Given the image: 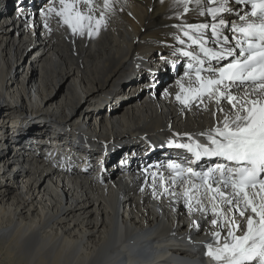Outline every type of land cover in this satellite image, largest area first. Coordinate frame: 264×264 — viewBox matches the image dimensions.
Masks as SVG:
<instances>
[{
	"label": "bare ground",
	"instance_id": "obj_1",
	"mask_svg": "<svg viewBox=\"0 0 264 264\" xmlns=\"http://www.w3.org/2000/svg\"><path fill=\"white\" fill-rule=\"evenodd\" d=\"M104 2L92 0L91 12L84 3L77 5L81 13L93 17V34L85 28L81 35L56 14L60 0H0V14L11 22L0 28V93L17 82L23 73L20 60L27 57L31 63L21 74L25 80L15 107L21 119L32 120L27 116L31 112L42 123L28 122L32 127L21 136V130L11 135L5 125L0 127V147L13 149L6 156L0 151L5 168L0 171V264H227L225 259L203 260L202 250L208 252L207 241L215 250L225 238L231 239L228 231L234 225L228 220L234 215L241 226L235 235L245 234L247 222L238 211L221 206L218 211L224 215L214 216L212 202L201 196L202 188L189 193L193 196L189 207L183 195L189 185L173 184L163 169L147 172L138 165L150 144L167 147L173 136L204 140L202 133L221 126L225 115L234 111L223 100L224 111H218L207 96L182 104L176 98L183 95L180 84L187 88L191 81L197 87L195 77L183 75L180 68L175 72L169 65L157 66L152 58L167 57V63L172 59L170 65L176 66L184 51L198 46L184 35L190 31L187 25L218 23L222 16L226 24L220 29V42H214L211 28L204 37L207 47L219 51L225 46L223 36L244 23L240 16H250L251 8L227 0L231 11L219 13L213 21L206 7H219L223 0H208L206 6L204 0L199 5L196 0H108V9ZM20 9L22 14L16 15ZM227 46H232L229 41ZM1 54L14 63L13 78L7 77ZM133 70L139 75L128 78ZM30 71L33 76L40 71L41 81L28 78L27 87ZM125 83H136L134 90L142 94L125 96L121 90ZM59 84L67 87L61 97L53 95ZM27 98L40 99L52 111L33 108ZM8 114L12 112L0 111V123L19 121ZM93 118H101L99 127ZM154 132L161 135L145 139ZM35 135L44 137L40 143L46 139L50 144L41 146L42 153ZM140 137L144 139L131 143ZM165 152L148 159L159 160ZM96 156L102 167L93 161ZM76 161L85 173L63 170ZM16 176L25 191H16ZM197 199L205 211L199 210ZM213 219L217 224L211 223Z\"/></svg>",
	"mask_w": 264,
	"mask_h": 264
},
{
	"label": "snow or ice",
	"instance_id": "obj_2",
	"mask_svg": "<svg viewBox=\"0 0 264 264\" xmlns=\"http://www.w3.org/2000/svg\"><path fill=\"white\" fill-rule=\"evenodd\" d=\"M185 0H177L184 3ZM208 0H204L205 6ZM237 3L245 0H236ZM251 3V15L240 16L243 24L234 25L233 29L240 33L243 39L237 41L236 45H228V37L223 36L224 47L219 51L205 46V32L211 28V34L216 37L214 42H220L223 35L220 31L226 24L225 19L220 16L218 23H201L199 25H187L184 35L193 45H199L203 59L194 51H184L185 57H190L198 66L189 64V70H194L197 87H192L190 81L187 88L180 84L183 95L178 94L177 100L188 105L192 100L203 99L205 96L210 101H215L218 111H224L220 107L221 101L232 105L234 111L225 115L221 126L202 133L206 137L205 143L191 142L178 144L176 147L185 148L192 153L196 161L202 156L220 158L226 163H215L208 171H195L192 167H181L179 164L169 165L175 175L172 183L178 181L183 184L187 182L189 188L183 195L187 198L185 203L192 207L190 201L193 196L189 195L193 189L199 191L204 189L201 196H206L212 202V213L214 216L224 215V211L218 208L224 206L226 211H238L239 217L247 222V230L243 236L235 235L241 227L235 224V215L228 220V238L223 241L222 247L212 249L208 245V255L214 260L225 259L227 264H264V0H249ZM84 3L92 11V0H60L61 8L56 14L63 19L72 32L83 35L85 28L92 35L91 22L93 17L81 13L77 5ZM197 5L201 0H196ZM227 0H223L219 7H206L213 21L217 20L218 14L231 11L226 8ZM111 5L108 0L104 2V8ZM187 11V7L184 9ZM49 11H56L50 9ZM205 12L201 11L200 15ZM103 21V13L100 19L95 21L97 29ZM199 33V35H195ZM182 44L183 40L180 41ZM237 48L239 51H237ZM212 61L216 63L213 64ZM221 61L226 63L221 64ZM207 62V67H204ZM203 74V75H202ZM189 75V73H185ZM255 97V98H253ZM191 140V137H189ZM187 159V158H185ZM187 173L189 177H197L199 184H193L191 180H184ZM218 174V177H217ZM163 180V177H161ZM230 189V191H225ZM168 189L165 188V192ZM175 195V193H173ZM196 203L200 205V211H205L201 200ZM231 206V207H227ZM212 224H217L213 219ZM219 241L220 233L213 234Z\"/></svg>",
	"mask_w": 264,
	"mask_h": 264
},
{
	"label": "rangeland",
	"instance_id": "obj_3",
	"mask_svg": "<svg viewBox=\"0 0 264 264\" xmlns=\"http://www.w3.org/2000/svg\"><path fill=\"white\" fill-rule=\"evenodd\" d=\"M17 4V3H16ZM15 4V7L17 6ZM14 10V9H13ZM22 11L20 10L19 11V13L18 14H22L21 13ZM8 22V23H7ZM9 23H11V22H9L7 19H4V18H2V16H1V14H0V28H4V27H7L8 25H9ZM1 57H2V54H1ZM165 57H163V58H155V56H154V58H152L153 60V64H155V65H157V66H161V65H163L164 64V62H163V60H165L164 59ZM2 59H3V61H2V63L4 64V68H5V72L8 74L7 75V77H10V78H13V73H14V63H8V62H6V60H4L5 58H3L2 57ZM156 59V60H155ZM159 60V61H158ZM20 63H21V65H22V68H21V71L23 72V73H20L18 76H17V82H19V83H17V82H14V83H11V84H9L10 86L6 89V90H3V91H1V93H0V111H5L6 113L7 112H12V114H8L10 117H12V118H14V119H18L19 121L17 122L16 120H14V122H15V124L12 122V121H10V120H5L4 121V123H0V127L1 126H3V125H5L6 127H7V130L9 129V133L11 134V135H13L16 131L18 132V133H16V134H19V132H20V130H21V134L19 135V136H21V135H23L25 132H27V130H29L31 127H32V125L31 124H28V122H31V123H36V125H38V126H40L42 123H40L41 121H36V120H34L33 118H34V116H32V114H31V112H28L27 113V116L28 117H30V119H32V120H29V121H25V120H23V119H21L18 115H17V113H19V110H18V108L17 107H15V104H20V101L18 102V103H16V100H17V96H18V91L23 87L22 86V84H23V81L25 80V76H23V77H21V74L22 75H24L25 74V72L27 71V68L28 67H30V61L27 59V57H25V58H21V60H20ZM167 67V66H166ZM33 74H34V72L33 71H30V74L27 76V82H25L26 83V86L28 87V78L30 79V78H32V77H37L40 81H41V77H40V71H39V74H36L35 73V75L33 76ZM7 82H9V81H7ZM157 82V81H156ZM137 83V82H136ZM136 83H133V84H129V83H125V85L123 84V87H122V91H124L125 92V96H131V97H135V96H138L139 94L141 95L142 93H139V91H137V92H134V93H132L131 92V89L132 90H134V87H135V85H136ZM151 85H153V82H152V84ZM112 86H114V85H112ZM152 87H154V86H152ZM128 88H129V91H128ZM67 92V87H66V85H61V84H59L58 85V87L56 88V90H55V92L53 93V95H55V94H57L58 93V96H64L65 95V93ZM96 92V90H94L92 93H90V94H87V98L85 99V101L88 99V97H90L93 93H95ZM129 92V93H128ZM122 93V92H121ZM104 93H102V94H100L99 96H98V98H100L102 95H103ZM23 100V99H22ZM81 100H83V99H81ZM23 101H25V100H23ZM27 104L28 105H32L33 106V108H39V109H41V110H47V109H49V111H52V107H49V106H46L45 104H42L41 103V100L39 99V100H30V99H28L27 98ZM31 106V107H32ZM14 108H17V110L16 109H14ZM23 109L24 108H26V106H23L22 107ZM84 110V107L82 106L81 108H80V111H83ZM107 111L108 110H105L103 113H104V116L105 117H107V114H105V112L107 113ZM14 112V113H13ZM109 116H111V113L110 114H108ZM0 121H1V117H0ZM91 122H93V123H97V125H98V127L100 126V122H101V118H96V119H94L93 118V120L91 121ZM44 123H49V124H51L53 127H56V128H60L61 129V126H59L58 124H56V125H53L52 123H50L49 121H46V122H44ZM176 125L177 126H181V127H185V128H188L189 126H187V125H183V124H177V122H176ZM201 127H207V128H209V127H211V126H200V127H198V128H201ZM70 132H73L72 130H71V128H69V126L68 127H66ZM62 130V129H61ZM65 130V129H64ZM66 131V130H65ZM69 132V133H70ZM72 135H74V136H76L74 133H72ZM37 137V138H36ZM34 138H36L35 140H36V142L40 145V146H42V145H44V144H42V143H40L39 142V140L40 139H42V138H44V137H42V136H40V135H35V137ZM1 141V140H0ZM82 145V144H81ZM118 147H120V146H118ZM12 150L13 149H10L9 150V148H6V147H4V146H1L0 147V151L6 156L7 154H9L10 152L12 153ZM10 153V154H11ZM23 158H19V160H22ZM2 160H3V157L0 159V171L1 170H3V162H2ZM5 169V168H4ZM95 170H98L97 168H94ZM21 179L19 178V176H16L15 177V183L17 182V185L15 186V187H17V190L16 191H25V188H23V182H21L20 181ZM21 182V183H20Z\"/></svg>",
	"mask_w": 264,
	"mask_h": 264
}]
</instances>
